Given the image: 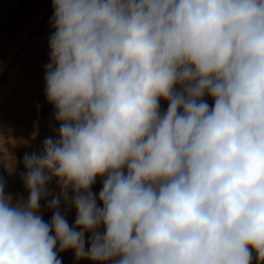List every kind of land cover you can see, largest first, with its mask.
<instances>
[{"label":"clouds","instance_id":"obj_1","mask_svg":"<svg viewBox=\"0 0 264 264\" xmlns=\"http://www.w3.org/2000/svg\"><path fill=\"white\" fill-rule=\"evenodd\" d=\"M52 7L58 138L25 154L26 200L0 180V264H264V0Z\"/></svg>","mask_w":264,"mask_h":264},{"label":"rangeland","instance_id":"obj_2","mask_svg":"<svg viewBox=\"0 0 264 264\" xmlns=\"http://www.w3.org/2000/svg\"><path fill=\"white\" fill-rule=\"evenodd\" d=\"M38 1L43 3L39 5ZM51 5L52 0H0V180L4 181L5 192L12 196L14 203L28 197L21 178L25 172V154L42 155L44 141L58 138L59 123L54 119L55 110L48 103L42 84L48 64L45 56L50 54L46 43L54 33L50 23ZM43 16L36 32L29 36L35 21ZM24 42L22 49L20 45ZM34 42L36 55L29 49ZM160 104L161 110L166 111L167 102L161 100ZM101 187L102 180L97 178L92 191L98 195ZM48 189L56 195L60 193L55 179ZM64 210L61 200L60 211L64 213ZM41 213L45 222L51 220L52 211L45 209V201H41ZM75 215L74 209L67 213L70 226L74 224ZM89 235L85 234L86 242ZM58 257L62 264H93L88 259H77L71 250L58 253ZM251 264H258L254 251Z\"/></svg>","mask_w":264,"mask_h":264},{"label":"bare ground","instance_id":"obj_3","mask_svg":"<svg viewBox=\"0 0 264 264\" xmlns=\"http://www.w3.org/2000/svg\"><path fill=\"white\" fill-rule=\"evenodd\" d=\"M43 3L42 1H38L37 3L40 5L41 3ZM52 6V5H51ZM46 8V7H45ZM51 8V7H50ZM49 11H50V9H48ZM43 18H44V16L43 17H41L39 20H37V21H35V25L29 30V36H31V35H33L35 32H36V30H37V28H38V26L42 23V21H43ZM28 35V34H27ZM26 38H27V36H26ZM26 42H27V40H26ZM26 42H24V43H22L20 46H21V48L23 49V47H24V45L26 44ZM42 45V44H41ZM20 48V49H21ZM29 49H32V50H34V53L32 54V55H36V53H35V51H36V42H34V43H31L30 44V46H29ZM46 50H50L49 49V43H46ZM49 55L50 54H48V55H46L45 57H46V59H48V63L50 62L49 61ZM30 56V55H29ZM26 57L27 56H25L24 58L26 59ZM24 63V62H23ZM44 66V65H43ZM39 70V69H38ZM43 74V73H42ZM41 75V74H40ZM44 75H45V72H44ZM42 80H43V85H44V90H45V81H44V76H42ZM206 99L208 100V103L211 105L212 104V101H211V99L210 98H208V97H206Z\"/></svg>","mask_w":264,"mask_h":264}]
</instances>
